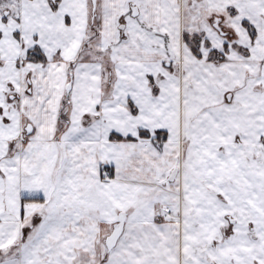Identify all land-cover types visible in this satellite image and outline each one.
I'll return each mask as SVG.
<instances>
[{"label":"snow or ice","instance_id":"snow-or-ice-1","mask_svg":"<svg viewBox=\"0 0 264 264\" xmlns=\"http://www.w3.org/2000/svg\"><path fill=\"white\" fill-rule=\"evenodd\" d=\"M0 264H264V0H0Z\"/></svg>","mask_w":264,"mask_h":264}]
</instances>
